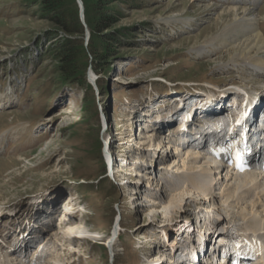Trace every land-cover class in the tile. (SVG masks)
<instances>
[{"label":"rangeland","instance_id":"1","mask_svg":"<svg viewBox=\"0 0 264 264\" xmlns=\"http://www.w3.org/2000/svg\"><path fill=\"white\" fill-rule=\"evenodd\" d=\"M109 1L98 12L110 18L106 44H96L94 31L82 76L70 85L55 48L63 34L52 32L39 4L0 0V264H168L157 262L158 250L177 264H204L199 243L214 244L221 230L264 239V181L246 184L243 172L196 142L181 145L170 136L173 121L159 120L193 87L264 94V75L231 63L234 46L205 42L234 17L213 25L228 8L256 16L264 36V0ZM90 34L84 27V47ZM214 106L227 104L209 103L207 112ZM107 138L123 168L113 175L103 161ZM65 203L87 220L70 233L74 246L61 225Z\"/></svg>","mask_w":264,"mask_h":264},{"label":"bare ground","instance_id":"2","mask_svg":"<svg viewBox=\"0 0 264 264\" xmlns=\"http://www.w3.org/2000/svg\"><path fill=\"white\" fill-rule=\"evenodd\" d=\"M255 1L256 0H248V3H254ZM237 12H238L237 8H228V9L223 10L222 12H220L218 14V16L216 17L213 25L214 24L218 25L220 23V21H223L224 17L222 18V16H225V15H227L229 13H231L234 16V17H232V19H230V18L228 19V20H230L231 24H229L230 23L229 22L223 28L221 27L222 29H221V31L218 34L212 36L211 38H209L205 42L206 43H210L211 45H213L214 43L218 42L219 44H221L223 46H226V45H232V47L234 46L233 48H236V49H234V54L232 55L231 63H234V64L238 65L239 61H240V63L242 62L244 65H246L249 68H251L252 70L256 71V73L264 75V55H262V53L264 52V36L260 32V30L258 29V19H257L256 16H250V15L238 16ZM204 45L205 44H203V46L200 49V51L203 52V53L208 51L206 48H204ZM213 46H215V45H213ZM252 52H255L254 55H251ZM193 89L190 88L188 91L192 92L193 94L196 95V97L194 99H197L201 94L205 93V90H203L201 88H194L193 87ZM173 91L178 93L179 91L181 92V89L180 88H178V89L175 88V89H173ZM186 91L187 90H184V91L181 92V97H180L181 99L186 100V95H187ZM215 91L217 92L218 90L217 89H213L212 91L209 92V94L216 97L217 93ZM195 95H193L192 97H194ZM194 99H192V100L194 101ZM203 112L204 111H201V110L198 111V113H203ZM67 114H69V113L66 112L65 115H67ZM220 115L221 114H218L217 117H219ZM161 126H159V127H161ZM163 128L164 127H162V129L160 128V130H163ZM147 129H148V126H147ZM139 130L141 131L142 129L140 128ZM168 131H169V129L167 130V132ZM145 132H147V131H145ZM174 134L175 133H171L170 136L171 137H175ZM202 145H203V143H201V146ZM102 146H103L102 147V151L104 153L103 161H104L105 168H106V162H107L112 168H114V170L112 168L111 169H112V171H115V173H116V171L117 172L118 171H122L123 168L121 166L117 167L115 165L114 157H112V154L109 153V149L111 148L110 147L111 145H110V140L108 138L105 141V143H103ZM174 169H173V171H174ZM134 171L135 172L133 174H135L136 176H140L139 172H136L135 169H134ZM143 177H148V176H143ZM239 177L240 178L242 177V178L246 179L248 181V183H246V184H250L251 186L253 185L255 187L256 186L258 187L260 185V183H261L260 181H262V180L264 181V177L263 176H258L255 172H245L244 174L240 175ZM258 180H259V184L257 185ZM137 190H140V188H137ZM239 192H241V191H239ZM242 192H243V194H244V192H245V194H248V192H249V194H252L249 189H247L245 191H242ZM257 194H259V192ZM261 196H257L256 198L257 199L261 198ZM263 196H264V190H263ZM237 197H238L237 198L238 200L242 199V196H240L239 194H238ZM253 202H254V204L258 205V203L256 201H252V203ZM259 202H260V200H259ZM261 202H262V199H261ZM68 204L65 203L64 204L65 206H63V207H65V209L62 208L61 211H60L61 215L66 214V217H67V219L64 218L63 220H61L62 221L61 225H62L63 228H67L68 227L69 230L67 232H65V235L68 234L69 237L73 236L74 239L69 241V242H67V244L70 243L69 245L74 246V245H72L73 243H78V240H76L77 235H75V234H78V232L76 233L74 230L76 229L77 225L86 224L87 220L78 219L76 217L77 213L73 214V213H71V210L68 209L69 208ZM263 211H264V209H263ZM153 221H155V220H152L151 222H147V224H142V225L144 227H148V226H152V225L154 226L155 224H154ZM162 226L164 227V229H166L168 227V225L165 224V223H163ZM207 226H208V224H207ZM201 230H203V229H201ZM71 232H75V234L73 233L71 235L70 234ZM199 232H202V231H199ZM96 233L97 232H95V233L94 232H89V234H96ZM202 233L205 235V231L202 232ZM208 233H210V232H208ZM226 235H228V233H226L225 231L221 230V232H219L216 235V237L222 239ZM79 238H81V237H79ZM178 243L179 242L176 241V239H174V241L172 242L171 245L172 246H176V245H178ZM15 249H16V247L14 249L10 250V251H15ZM262 249L264 250V246L262 247ZM158 253H160L159 257L157 259L158 263L165 262V263L171 264L172 263V258L176 257L174 255H171L172 256L171 258H167L166 255L165 254L163 255V253L160 250H158ZM251 254H252V256H255V254L253 252H251ZM176 259L178 261V257L174 258V262L175 263H172V264H177L178 263V262L176 263ZM259 259H261V264H264V254L263 253L261 254V257ZM223 261L224 260L222 259L218 263H221Z\"/></svg>","mask_w":264,"mask_h":264},{"label":"trees","instance_id":"3","mask_svg":"<svg viewBox=\"0 0 264 264\" xmlns=\"http://www.w3.org/2000/svg\"><path fill=\"white\" fill-rule=\"evenodd\" d=\"M39 4L42 14L52 23L55 34L61 32L63 35L55 41L61 78L65 84H77L84 70V53L94 47L93 34L98 32L97 43L105 45L106 36L102 31L108 26L109 16L99 14L101 4H108L109 0H81L84 5V22L89 29L90 38L84 47L81 36L84 34V26L78 16L75 0H35ZM89 1L92 2L91 5ZM92 9V10H91ZM90 14H93L94 23ZM94 24V25H93ZM95 26V27H94ZM103 37V38H102ZM80 81V80H79ZM85 97V95H84Z\"/></svg>","mask_w":264,"mask_h":264},{"label":"water","instance_id":"4","mask_svg":"<svg viewBox=\"0 0 264 264\" xmlns=\"http://www.w3.org/2000/svg\"><path fill=\"white\" fill-rule=\"evenodd\" d=\"M76 1H77L78 6H79V17H80V21H81V23L83 24V26L86 29V24L84 22V14H83L84 10H83L82 1L81 0H76Z\"/></svg>","mask_w":264,"mask_h":264}]
</instances>
